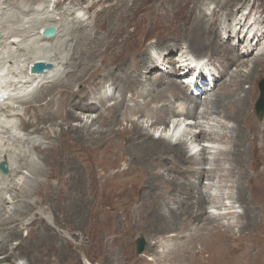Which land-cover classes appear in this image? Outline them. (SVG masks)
<instances>
[{"label":"bare ground","instance_id":"6f19581e","mask_svg":"<svg viewBox=\"0 0 264 264\" xmlns=\"http://www.w3.org/2000/svg\"><path fill=\"white\" fill-rule=\"evenodd\" d=\"M104 1L107 0H94L84 8L87 12L82 13L76 8L77 4L59 5V0H34L39 4L33 9L27 5L30 4L27 0H0V69L7 71L6 78L18 77L12 80L14 87L24 90L13 97L16 105H5L7 102L0 105V162L5 160L9 169L7 174L0 172V264H41L48 260L50 251L53 254L61 252V240H64V247L71 242L70 236L53 230V222L43 219L41 211L40 218L26 217L32 205L31 198H71L77 194L72 189L73 181L81 183V191L80 186L76 187L86 198L136 195L137 188H113L107 178L108 167L112 164L111 149L122 153L124 135L131 140L141 138L136 143L138 146L127 145L131 149L127 150L133 154L131 158L141 166L133 162L134 166L119 171L130 177L137 172L131 167L137 166L144 171L145 183L141 186L142 201L137 209H131L127 199L115 209L120 210L121 220H126L128 214L140 219L139 226L146 224L149 218L148 223L155 228L151 235L154 241L148 244L151 246L147 251L150 260L157 257L168 264H264V226L260 228L259 225L260 221L264 225V119L250 117L256 81L262 71L264 74V47L258 50L259 56L246 57L256 43L264 44V14L259 18L255 14L251 20L252 6L235 17L239 9L234 5L239 0H215L213 6L207 1L200 11L192 13V18L182 20L185 22L179 31L183 36L176 35L177 31L166 34L165 38L157 39V45L154 42L152 47L134 50L136 54L127 60L111 63V58L105 54L115 56L123 41L128 39L120 38V44L113 40L119 38L116 25H112L108 38L96 36V22L90 19L88 11L95 2ZM139 1L127 6L121 2L116 4V7L125 6L119 10L118 17L132 14L133 18L135 12H140L136 24L154 20L150 2L137 5ZM172 2L159 1V12L167 14L166 17L173 15L179 7ZM108 7L101 12H110L112 6ZM173 23L171 19L170 22H157L153 27L172 30V26H179V22ZM48 26L56 28L55 36L43 35ZM184 27L187 29H181ZM236 29H241L245 40L242 44L246 52L241 54L222 44L230 36L240 40ZM172 37L177 43L183 40L187 46L170 67L166 60L171 44L168 40ZM103 38L106 39L104 43L101 42ZM151 49L158 50L150 56ZM189 53L197 58L207 54L208 62L221 77L223 70L219 63H226L225 72L232 70L229 79L226 75L220 83V76H215L213 87L203 86L208 94L204 102L190 95L192 84L188 75L193 56ZM97 58H101L104 65L100 66L105 69L93 73ZM37 61L53 63V68L44 74H31L30 66ZM132 66L134 69H129ZM155 68L162 70V75L152 80L148 72ZM168 74L172 76L168 78ZM108 82L114 87L120 86L119 100L93 117L95 108L100 107L90 100L92 93L97 90L96 99L102 103L115 96V93L105 94L101 90ZM75 83L86 84L88 89L80 92L75 89ZM219 85L213 92L212 88ZM31 86L33 90L29 91ZM194 87L199 90L198 85ZM133 92L143 98V104L128 100V94ZM178 100L189 105L176 110ZM148 108L152 109L146 113ZM124 110L134 111L138 121L123 117L130 120L131 125L122 128L120 114H125ZM29 111L30 118H24ZM165 113L174 115L173 132L178 129L181 134L173 135L168 124L165 126ZM3 117L13 120L8 122ZM73 121L79 122L74 124ZM21 130L27 134L22 136L18 132ZM203 139L211 144L202 143ZM203 162L209 167L202 166ZM259 165L263 167L258 169ZM67 168L72 170L68 177L64 170ZM184 172L190 175L187 181L181 178ZM259 180L256 192L261 199L253 201L247 184ZM208 203L215 204L220 212L205 215ZM184 217L188 219L185 222L181 221ZM26 219L31 222H25ZM35 222H38L37 229ZM192 225L195 226L187 233ZM253 227L259 229L252 232ZM177 229L184 230H180V234ZM23 231H28L26 236ZM12 238H17L18 244H14ZM248 239L258 247L255 252L249 249ZM230 243L233 251L229 250ZM20 246L26 251L21 253ZM39 246L47 247V252L43 254ZM206 252L208 255H204ZM144 257L140 258L147 259Z\"/></svg>","mask_w":264,"mask_h":264},{"label":"rangeland","instance_id":"374dc122","mask_svg":"<svg viewBox=\"0 0 264 264\" xmlns=\"http://www.w3.org/2000/svg\"><path fill=\"white\" fill-rule=\"evenodd\" d=\"M27 1H29L31 4L30 5L27 2L28 3L27 5L31 7L30 9H33L36 4H39V3L34 2V0H27ZM35 1H37V0H35ZM93 1L94 0H59L58 4L59 5L60 4L61 5H64V4L70 5L72 3H75V4H77L76 8L78 10L79 9L85 10L84 8L91 5L93 3ZM136 1L137 0H107L104 2H100V3L95 2L94 6H92L91 9L88 11L89 16L91 17L90 19L91 20L93 19V21L96 22V24H95L97 26L96 36L98 37V39L102 38V36H105V37L108 36V34H110L109 30L111 29L112 25H113V27H114V25L118 26L116 29H118V32H119L118 33L119 38L118 37L114 38L113 39L114 41H117V43L120 44V43H122L120 38L123 39V37H124V39H126V38L128 39V40L123 41V44L120 45V48L118 46V48L120 49V52L116 53L115 56L111 57V56H108L107 54H105L106 57L111 58L109 60V62H111V63H114V62L116 63L118 61L123 60L124 58L127 60L129 58V56L136 54V51H142L143 49L148 48V46L152 47V44L154 42H155L154 45H157V43H156L157 39L161 36H163V38H165L164 35H166V34L169 35L172 32L177 31L176 35L179 33V35L183 36L181 31H179V27L183 26V23L186 20H189L190 18H192V16H193L192 13L193 12L197 13L198 11H200V8L204 7L203 5H204V3L206 4L207 1L209 3H211L213 6L216 3V1H219V0H216V1L215 0H140L137 3V5H141L143 2H150V4L152 5V16L154 17V20H151V21L146 20V21H143V22L136 24L135 22L141 17L140 12H135L133 14L134 15L133 18L131 17L132 14L131 15L126 14L125 17H118L117 14L121 8H123L127 5H131L132 3L136 2ZM159 1L163 2V3H168V1L169 2L173 1L172 4L175 2L176 6H178L180 9H182V8L183 9L180 10L177 7L178 11L180 10L179 12L176 10L175 13H172L173 15H168V17H166L167 14H162L159 12V8L157 6V3H159ZM120 2L123 3L124 5L125 4L126 5L122 6V7H116L115 5L121 4ZM168 4H170V3H168ZM105 6H110L108 8H111V6H112L111 11L110 12H101V9H104ZM234 6H235V9L236 8L239 9L238 11H236L237 16H235V17H238L242 13L243 10L244 11L249 10L250 7H252V6H253V8H252L253 12H252V15L250 17L251 20L254 18L255 14H256L257 18H259V16L264 14V0H239L237 2V4ZM234 6H233V9H234ZM216 16H219V15L216 14ZM171 19H173L174 23L176 21L179 22V26H172L173 27L172 30L166 29V28L158 29L157 27H153V26H157V25H155L157 22H161V23L162 22H170ZM182 20H185V21H182ZM168 26H169V24H168ZM228 27H229V25H228ZM181 29H187V28L184 27ZM119 30H121V32ZM236 30L238 31L239 36H241L240 40H238V39L236 40V39H234L233 36H230V37H228V39L224 43L222 42V44H223V46H225L226 49L231 50L236 54H241V53L246 52V50L244 49V46L242 44V43H244L245 40L241 34V29H236ZM137 32H138V35H136ZM106 38H108V37H106ZM104 40H106V39L105 38L101 39V42L104 43L103 42ZM262 40H264V36H263ZM168 41L171 42V44L169 45V52L170 53L168 55L166 63L170 67H173L175 64V62H174L175 58L178 55H180L182 53V51H184L186 49L185 47L187 45H186V42L184 43L183 40H180V43H177L178 40L174 37H172V39H170ZM165 44H166V42H165ZM156 47L160 49V46L159 47L156 46ZM262 47H264V44L262 45L260 43H256L254 45V48L252 50H250V52L248 53V55L246 57L252 58L254 56H259L258 54H260V53H258V50L262 49ZM134 50H136V51L133 52ZM157 50L158 49H151V51L149 50L148 55L150 54V56H152V55H154V53L156 54ZM144 52H146V51H144ZM190 54H193V53H190ZM148 55H146L145 58H147ZM262 56H264V55H262ZM203 57L206 58L207 54L204 55ZM96 63L94 64L93 69H92L93 73L97 72V70H104L105 69L104 67H101L104 65L101 58H97ZM219 64L222 66V70H223L222 76L226 77V75H227V78H228L232 70L226 69V72H225L223 68H225L226 63H224V64L219 63ZM57 66L60 67V65H57ZM129 69H134V68L132 66ZM133 72H134V70H133ZM157 72H158V74H157ZM262 72H261L260 77L256 81L257 83H256V87H255V98L253 100V104L251 105L252 106L251 109H253V112L250 113V117L253 116V118H254V116H256L258 118V120L264 119V116L262 119L259 118V116L256 112V105H257V102L261 100V94H262L261 89H262V86L264 85V74ZM148 74H149L150 79L155 80V79H158L161 77L162 70H160L159 68H155V69L150 70L148 72ZM171 76H172V74H168V78ZM178 76H181V75H178ZM188 76L190 78V75H188ZM180 79L184 80L181 77H180ZM218 82H222V80H220ZM108 84L110 86L114 87L111 83L108 82V83H105L103 85L101 90H103V88H105ZM162 85H164V83ZM85 87H87L86 84L83 85L81 83H75V89L76 90L80 89V92L86 91L88 89V87L87 88H85ZM219 87H217L216 90H214L213 92L217 91V89ZM109 88L110 87H107L104 89L105 94L107 93V90ZM114 89H115L114 98L106 100V103H102L99 99H96L99 96L97 90L91 94L92 96H91L90 100H92L94 102V105H95V103H97L98 107H100L98 110L95 108L96 111H94L92 113L93 117H96L97 115H99V112L103 111L105 107L114 106L117 103V101L119 100L120 86L116 85L114 87ZM129 94L127 96L128 100H134L133 102H138V103H142V104L144 103L143 98H140L138 93L133 92V93H129ZM207 95L205 93H203V96L195 97V98L198 99L199 101L204 102L205 101L204 97H206ZM111 100H114V101L111 102ZM179 101L180 100L176 101V103H175L176 110L177 109L179 110V108L177 107ZM129 104L133 105L132 102H130ZM186 105H188V103ZM24 107L26 108V106H24ZM37 109L40 110L39 107H37ZM149 109H152V108L145 109V112L147 113L149 111ZM55 110H57V107L55 108ZM128 111L129 110H124L125 114H120V116L122 118L121 119L122 125H120V126H122V128H124L125 126H129V124L131 125V121L130 120L128 121L124 118L129 117L133 120L138 119V117L133 114L134 111H132V113L130 111L129 112ZM77 112L79 114H82V111H80V110H78ZM30 114H31V111H29L27 113L26 117L24 116V118L28 117V119H29L31 116ZM164 115L166 117L167 113H165ZM82 116H84V114H82ZM135 117H137V118H135ZM171 118H172V114L167 115L165 125H167V124H168V126L173 125L174 122L171 120ZM86 120H87V116H85L84 121H86ZM141 120L143 121L142 117L140 118V121ZM90 121H91V118H90ZM59 122H61V120H59ZM78 122L79 121H75V122L73 121L74 124H76ZM23 123L24 122L22 121L20 123V126L21 125L23 126ZM97 124L99 125V123H97ZM98 125H96V127H98ZM18 132H20V133L22 132V134H21L22 136L23 135L25 136L27 134V131H25V130H21ZM140 139H137V140L132 139L131 140L129 136L124 135L122 137V143H123L122 153H115L116 149L115 148L111 149V156H109V157L112 158V160L110 159V161H112V164L108 167V172H107V178L110 181V183H112L113 188H122L125 186H128L130 188H137L136 195H134V196L124 195L123 197H119V198L116 197L115 195L114 196L111 195L110 198L106 197L104 199L101 197H93V196L86 198V196L83 197L80 194L81 189H83L81 186V183L78 181H73L72 185H73V183H74V185L72 186V189H74L77 192V194L71 198L63 197L62 199H53V198L38 199V198L33 197L30 199V201L32 202V205L29 209L30 215L28 214L26 217L31 218V216H35V217L40 218L41 217L40 211H41L43 213L42 214L43 219H48L49 221L53 222V226H54L53 230L62 234V235H68V237L70 236L69 242L71 241L69 245L64 247V245H65L64 240L63 241L61 240L60 244H59V246H62L61 252L57 251V252H54V254H53L52 251H50L48 254V260L44 261L41 264H72V263L73 264H168V263H165L164 260L158 259L157 257L153 258L152 260H150L149 259L150 257H148L150 255L148 254L147 251L151 247V246H148V244L151 241H154L153 237L151 235L153 234V231L155 229L152 225H150L148 223L149 218H147L148 221L146 224L143 223L142 226H139L137 224V221L140 219L137 220L128 214L126 216V220H124L125 218H123V220H121L120 215H119L120 210L117 211L115 209V208H117L118 205L121 206L123 204V202H124V201H122L123 199H125V200L127 199V201H128L127 203H129V207L132 205L130 207L131 209H137V207L139 206V203H141V201H142L141 195H142L143 187H141V186L145 183V179H144L145 176L143 175L144 171L140 168H137V166H139L140 164L136 163L134 158H131V155H133V154L131 151H128L130 149L129 147L138 146L136 143ZM202 143H205L204 139L202 140ZM127 145L129 147H127ZM188 145L190 147V143ZM100 154H101V156H103L102 153H100ZM133 162L137 166L131 167V168H135L137 170V172L135 171L136 175H133L130 177H128L129 175L124 176L123 172L119 171L120 168L123 169V168H126L128 166L129 167L134 166L135 164ZM202 164H204L202 166L209 167L207 165V162H203ZM262 167H263V165H259L258 169L262 168ZM64 170L66 171V173H65L66 177H68L70 175V173H72V170H70V168H67ZM184 173H186V172H184ZM184 173L181 175V178L183 177L184 180H186V181L189 180L190 178L188 176H190V175H188L187 173L186 174H184ZM137 174H139V175H137ZM20 175H23V174H20ZM138 176L139 177L141 176V177L137 178ZM186 177H187V179H185ZM139 179L140 180L142 179V180L140 181ZM260 181L261 180H259L257 182L253 181V182L247 184L248 189H250V191H251L250 194L252 195L251 198L253 201H257L258 199L259 200L261 199L260 194H257V192L259 191V186H260L259 182ZM204 183H208V182L206 180H204ZM157 185L159 187H162V185L160 186V184L158 182H157ZM76 186L78 188L80 186V188H79L80 191L77 189ZM75 187L77 190L75 189ZM162 190H164V188H162ZM261 195H263V193ZM8 197H11V195L8 194ZM184 201H186V200L184 199ZM187 201H188V199H187ZM85 204H87V206H85ZM133 206H135V208ZM207 207H208V209H207V212L205 215H207V214L216 215L220 212V210L215 207V204L211 205L210 203H208ZM181 211H184V209L182 208ZM186 211H188V209H186ZM54 218H55V220H54ZM182 219H181V221H183V222L188 220L185 217ZM259 220H261V216L259 217ZM28 221H29V223L31 222V220H28V219L25 220V222H28ZM36 221H38V219H36ZM55 221L57 224H54ZM150 222L153 223V220H151ZM36 224L38 225V222H35L34 225H36ZM20 225H22V222L20 223ZM37 225H36L35 229H37ZM259 225H260V228H262V226H264L261 223V221H260ZM188 226H189V224H188ZM194 226L195 225H192L189 228V230L187 231V233L189 231H191ZM253 228H252V230H253L252 232H256L259 229L257 227H253ZM180 230L183 231L184 229H177L176 231H178L180 233ZM5 232H7V230ZM36 232H37V230H36ZM26 233H28V231H23V234L25 236H26ZM168 234H169V232L165 233V236ZM183 235H185V234H183ZM139 237H144L146 239V242H147L146 245L147 246L145 247L144 251L141 254L137 255V239ZM31 238H32V236H31ZM12 239H14V244L16 242H17L16 244H18L19 240L17 238H12ZM28 239H30V238H28ZM247 244L250 245L249 249H251L253 252H255L257 250L256 248H258L256 245L251 244L249 239L247 241ZM23 247L24 246L19 247V249L20 248L23 249V251H21V253L26 251ZM196 247L199 248L200 244H197ZM38 248H40V246ZM22 249H20V250H22ZM40 249L44 250L43 254H45L47 252V247H41ZM233 249H234L233 244L230 243L229 250L233 251ZM252 251H251V253H253ZM64 252L65 253L68 252V253L64 255ZM164 253L165 252L163 251L161 253V256ZM36 255H37V253H36ZM204 255H208V252H206V254L204 253ZM33 256H34V254H33ZM142 256L147 257V259L145 257H144L145 259L140 258ZM196 257L197 256H195V258ZM210 263L211 262H207V264H210Z\"/></svg>","mask_w":264,"mask_h":264},{"label":"water","instance_id":"95a60500","mask_svg":"<svg viewBox=\"0 0 264 264\" xmlns=\"http://www.w3.org/2000/svg\"><path fill=\"white\" fill-rule=\"evenodd\" d=\"M56 34V28L55 27H47L43 31V35L46 37H53ZM53 68V63L46 62V61H37L31 64L30 66V73L31 74H44L48 70ZM256 112L259 116V118H263L264 116V85L262 86V94H261V100L257 102L256 105ZM0 167L4 173H8V168L5 165V162L0 164ZM146 247V239L144 237H139L137 240V253L140 254L144 251Z\"/></svg>","mask_w":264,"mask_h":264}]
</instances>
